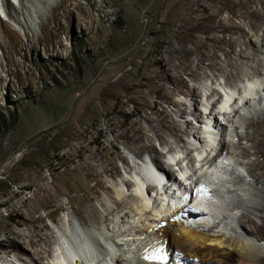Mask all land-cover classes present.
<instances>
[{"label": "rangeland", "instance_id": "rangeland-1", "mask_svg": "<svg viewBox=\"0 0 264 264\" xmlns=\"http://www.w3.org/2000/svg\"><path fill=\"white\" fill-rule=\"evenodd\" d=\"M5 1L4 14L8 11L13 13L17 1ZM164 2L165 0H61V4L57 2V7L53 9L55 13L46 10V15L57 14L60 20L52 21L49 18L44 21L42 34L38 24H35L36 35L30 30L26 31L20 13L15 18L24 25V33L19 24L0 12V31L1 23H4L11 32L8 36L10 39L1 37L0 33V228L8 225L14 231H25L30 228V224L17 228L14 223L23 221L24 218L34 219L40 216L42 222L36 220L33 224L36 227L46 225L41 233L49 238L50 231L54 235V230L51 220L46 216L48 211L53 210L54 218H60L65 223L66 219L62 218L68 216L71 209L79 204L95 207L98 199L106 201L108 198L103 188L88 190L94 186L95 181H92L87 163H95L98 157L102 162L98 165L95 163V169L99 172L96 180L109 187L117 183V188L124 193L120 177L126 175L125 170H129L126 163L131 165L133 158L147 153L142 147L147 143L145 138L129 142L127 146L126 140L130 139L127 136L130 135L132 124L146 127L145 115L156 119V114L150 109V100L157 99L158 109H163L177 121L180 118L173 114L172 109L175 102H184L181 106L184 109L182 120L190 121L191 116L187 114L191 100L186 89L190 86L200 87L201 83L213 78L212 72L207 68L208 60L203 61L200 70H196L195 77L176 69L175 73L180 74L184 84L177 87L168 85L170 89H167V100L153 94L154 86L135 87L143 69L158 71V62L166 60L168 56L169 66L177 64V60L171 58L170 48L165 44L167 36L174 31L176 15L173 12L160 14L165 8ZM26 5L29 11L38 6L34 2ZM66 10L69 12H65ZM226 14L223 11L219 17ZM203 21L204 18L198 19L199 23ZM238 22L233 19L234 24ZM36 37L39 38L38 43L26 48V43L35 42ZM13 40L17 42L11 43L7 51L5 47ZM191 47L186 42L180 57L195 64L197 57L190 52ZM217 54L222 59L221 52ZM248 66L243 65L245 72ZM122 73H126V76L115 81ZM262 73L264 74V69ZM214 74L217 80L212 86L220 89L218 82L223 80L218 77L219 73ZM246 80L244 78L245 85ZM230 82L232 85H241V81L235 78L230 79ZM149 91L151 94L147 96ZM138 92L147 97L142 98ZM204 92L205 90H200L198 106L200 99L203 100ZM130 97H133L132 100ZM253 97L254 95L250 97L252 105H256ZM263 97L264 95L262 99ZM261 107H264L263 101ZM11 114L12 117L9 116ZM244 116L245 113L235 119L241 123V126L235 124L238 127L235 131L230 127L237 139L229 145H233L236 152H240L239 146H245L249 151L246 156L240 154V164L234 167L232 164L225 165V184L227 188H232L229 179L235 168L234 174L239 176L237 186L255 190V186L257 188L260 183H257L256 177L249 173L244 164L254 158L264 160V145L258 139L257 147H252L250 141L239 137L245 131L242 124ZM178 124L179 128L175 131L178 135L193 127L192 122L188 124V129L182 121ZM247 130L250 132L251 128ZM162 134L165 142L174 146L171 134L167 130H163ZM147 136L152 138V149L157 150L160 142L155 139L151 130L147 131ZM184 137L188 139L186 135H182L183 139ZM179 144L182 146L181 142ZM132 146L142 147L140 153L136 154L129 149ZM119 156H123L124 160ZM101 165H107L108 172H102ZM260 169H255V172L264 171L263 167ZM44 186H47V190H44ZM258 194L255 200L247 195L244 198H249L247 201L253 203L258 202L257 205L264 210V193ZM128 204L133 202L129 201ZM16 211L21 216H16ZM240 211L241 209H235L232 215H238ZM258 211L256 214L264 216V211ZM81 215L84 216L83 213ZM250 217L255 225L260 223L258 218L252 215ZM109 218L113 221L114 214ZM133 218L136 217L130 215V223L133 220L136 222ZM74 219L78 223L77 218ZM110 223L111 221L108 223L111 227L113 223ZM262 227L257 230L260 234L264 232V223ZM3 238L0 234L1 246ZM246 238L253 245L264 249V236L260 239L246 235ZM6 249L7 247H0L2 261L7 257L4 255ZM260 256V264H264V252ZM8 258L14 261L16 257L9 255ZM48 258H43L42 263H47ZM17 262L22 264L20 260ZM5 263L4 261L3 264Z\"/></svg>", "mask_w": 264, "mask_h": 264}, {"label": "bare ground", "instance_id": "bare-ground-1", "mask_svg": "<svg viewBox=\"0 0 264 264\" xmlns=\"http://www.w3.org/2000/svg\"><path fill=\"white\" fill-rule=\"evenodd\" d=\"M16 1L17 6L13 7V13L8 11L4 14L3 4L7 2L5 0H0V12L11 18L15 24H19L23 33L24 25L15 18L19 13L23 16V23L25 24L26 31L30 30L35 35L37 32H35V24H38L39 32L42 34L44 21L49 18H51L52 21L60 20V16L57 14L52 15V13H50V15H46V10L49 9L53 12L57 2L61 4V0ZM51 1H53V3H51ZM32 2L38 6L35 7V10L29 11L30 9L26 8V3L31 4ZM164 3L165 8L160 14H172L173 12L176 15L174 31L167 36L165 44L170 48L171 58H175L177 64L169 66L167 63L170 57L168 56L166 60L158 62V71L143 69L138 75L139 81L135 87L145 86L150 88L154 86L152 90L153 94L167 100L169 98L167 89H170L168 85L177 87L184 84L180 74L175 73L176 69L179 68L188 76L195 77L196 70H200L203 67V61L208 60L209 64L207 68L212 72L213 78L208 80L210 82L206 80L204 84L201 83L200 87H187L186 94L190 97V106L193 109V113L189 111L187 115L194 117L197 113H201L198 110L197 102L198 95L201 98L200 90H205L204 95L210 92H216V88L213 87L212 84L217 80L214 74L217 72L219 73L218 77L223 80V82H221L222 84L218 82V87L224 91L225 98L227 99L223 107L227 109L226 105L236 94L235 101L240 102L243 106L245 116L242 118V124L244 125L245 131L242 134L240 133L239 137L250 141L252 147H257L258 139L264 145V107H261V102L263 101L264 103V99H262L264 94H258L260 89H262V93H264V74L262 73L264 69V0H165ZM223 11L227 14L224 17H219V14ZM65 12H69V10ZM203 18L204 21L199 23L198 19ZM234 18L239 22L234 24ZM35 19H38V22L37 20L35 21ZM209 32H212V34L209 35ZM0 33L1 37L5 39L9 38L8 36L11 34L4 23H1ZM218 33H220V36ZM251 37H254V39L251 40ZM38 39L39 38H37L35 42L26 43V48L34 47L38 43ZM16 42H14V40L9 41V45L7 44L5 47L7 51L10 48V44ZM186 42L191 44L192 47L190 52L197 57V62L195 64H192L184 57L181 58L182 56L180 57L183 53V45ZM218 52H221L222 59L219 58ZM243 65H249L246 72ZM124 76H126V73L120 74L115 81L118 82L119 79ZM232 78L241 81V85H232L230 82ZM244 78H247V85H245ZM255 79H257V81H255ZM152 81L155 82V84ZM230 87L233 88L230 89ZM254 87H256V90H254ZM240 90L241 95H239ZM149 94H151V91L147 93V96ZM138 95L142 98L147 97L140 92H138ZM252 95H254L253 98L256 100V105H252L250 102ZM241 97L244 98L242 99ZM130 98L132 100L133 97ZM201 101L200 99V106L203 105V101ZM182 105H184L182 101L175 102L174 108L172 109L173 114L180 118V120L177 121L163 109H158L159 101H157V99L153 101L150 100V109L156 114V119L153 120L149 115H145V128L141 127L139 124H132L129 130L130 135L127 136L130 139L126 140L127 146L129 142H138L140 139L145 138L147 143L142 147L145 148L147 152H152L153 149L150 144L152 138L147 136V131L149 130L153 132L155 139L160 142V146L166 147L168 150H173L175 146L181 145L179 142L182 143L181 147H185L187 142H195L194 140H192L193 142L189 140L186 142V140L184 141L182 138V135L188 137V135L191 134V129L182 131L180 135L175 133L179 128L178 122L182 121L186 129H188V124H191V122L186 119L182 120V118H184V109L181 108ZM207 108L211 110V107L209 108L207 106ZM236 113L237 112L234 111V116L231 122L229 121V128L233 127L234 131L238 128L235 124L241 126V123L235 121ZM222 119L228 123L224 117H222ZM207 128L211 130V132H208V136L211 145H213L216 141V133L209 127ZM248 128H251L250 132L247 130ZM163 130H167V132L171 134L174 146L168 145L165 142V138L162 134ZM218 130L221 131L220 128H218ZM192 135L196 137L198 143L202 144L196 131L192 132ZM228 138L229 141L223 144L224 156L221 157V160L214 165L212 171H210V174L214 178L217 177L221 166H223L225 162L228 165L232 164L234 167L240 164V161H238L240 154L243 156L248 154L249 150H247L248 148L245 146H239L240 152H236V148H234L233 145H229V143L233 144L235 142V138L237 139L234 132L231 130ZM142 147L132 146L129 149L139 154ZM225 149H227L226 152ZM262 152L264 153V150ZM119 157L124 160L123 156ZM214 158L215 157H213V159ZM101 162V158L99 159V157L95 160L97 165L98 163L101 164ZM95 163H93V161L87 163L92 181H95L94 186L89 187L88 190L93 191L95 187L103 188L108 199L106 201L98 199V205L95 207L93 205L84 207L79 204L71 209L68 216L66 215L65 218H62L64 220L66 219L65 222H67V224L62 223L60 218L55 219L52 215L53 210L52 212L48 211L46 213V216L52 223L57 228L61 229H63L64 224H66L68 228H72L73 223H77L74 218H77V224L87 231L86 241H81L80 235L77 232L69 234L67 230H63L71 248L79 246L77 251L80 257L86 259L87 264L105 263L104 249L96 250L92 248L88 245L91 241H100L102 247L111 250L110 259L114 264H163L164 259L172 260L179 253L184 256V259L190 260L189 263L196 259L197 262L195 264H260V253L264 252V249L263 247L250 243L251 241H248L246 235L260 237V239L264 236V232L260 234V232L258 233L257 231L258 229L261 230L263 226L264 216L256 214L257 210H259V213H262L264 210L257 205L258 202L253 203L252 201H247L249 198L246 199L244 196L247 195L255 200L259 195L258 192L264 193V171L260 173L255 172V169L264 168V160L260 161L254 158L245 162V164L242 163L247 167L249 173L256 177L258 180L257 183H260V186L257 188L255 186V190L251 188V190H249V187L245 189V186L244 188L238 187L237 181L239 180V176L234 174L236 169L233 168L231 171L232 175L229 179L232 188H230L229 197L224 201L225 209L219 211L218 214L211 212L210 216H207L210 220L204 223H202L204 217L199 218L198 221H192L193 225L196 224L193 227H189L172 217L171 211L174 210V205L177 206L180 201L175 202L170 208L158 209V212L155 209H150V204L148 202H140L139 199H141L142 193L138 187L134 188L135 196H133L130 193H123L121 189L117 188V183L113 184V187H109L104 186L101 181L96 180L99 172L95 169ZM126 164L129 170H125L124 173L129 175V173L134 170V165ZM101 170L104 173L108 172L107 165H101ZM142 172L148 178L144 167H142ZM211 175L205 176L204 179L211 178ZM120 183L125 188L131 186L130 181L125 179L124 175L120 177ZM44 190H47V186H44ZM85 190L87 191V188ZM230 197L234 198L230 199ZM129 201H132L133 204H128ZM70 202L71 201L68 202L69 205ZM235 209H241L238 215H232V211ZM81 213H83L84 216H82ZM113 214L115 219L113 218L112 221L109 217ZM15 215L21 216V213L16 211ZM130 215L136 217L133 218L136 219V222L133 220L134 222L132 221V223H130L128 220L130 219ZM250 215L258 218L260 223L255 225ZM36 220L42 222V217L38 216L34 219L24 218L23 221L14 223V226L17 228L30 224V228L25 231H14L13 227H9L8 225L0 228V234L4 236L1 240L4 242L2 246L7 247L4 252L5 254L3 253L7 256L4 257L5 264H17V260H20L22 264H43L41 260L43 258L45 259L46 256L49 258L45 264H61V252L54 253L59 245L52 251L51 245L56 243L53 231H50L49 238L44 237L41 230L43 228L45 229L46 225L43 224L36 227L33 224ZM110 221V224L113 223L111 227L108 224ZM239 231H241V233ZM18 239H21V241H18ZM116 239L117 241L120 239L132 241L120 248L125 242L116 244ZM83 243H86V245L84 246ZM110 244L115 245V250L110 247ZM2 246L0 244V247ZM74 254L77 257L72 256V258L76 261L79 259L83 262V260L78 257L77 253ZM9 255L15 256L16 258L14 259L16 260L13 261L9 259ZM0 259L3 260L1 255ZM3 263L4 262H2V264Z\"/></svg>", "mask_w": 264, "mask_h": 264}, {"label": "clouds", "instance_id": "clouds-1", "mask_svg": "<svg viewBox=\"0 0 264 264\" xmlns=\"http://www.w3.org/2000/svg\"><path fill=\"white\" fill-rule=\"evenodd\" d=\"M254 90H256V87H254ZM261 93L262 89H260L258 94ZM239 95H241V90ZM236 96L237 94L233 96L226 105L227 109H225L223 104L226 103L227 99L222 89L216 88V92H210L204 95L202 100L203 105L198 106V110L201 113H197L196 116L194 115V117L191 116L189 118L193 127H191V134L188 135V139L184 137L186 142L188 140L191 142L194 140L195 142H187L185 147L177 145L173 150H168L166 147L159 145L157 150L133 158L131 165H134V170L129 175H124L125 179L130 181L131 186L127 187L128 190L123 186L125 189L124 193H130L135 196L134 188L138 187L142 193V197L139 199L140 202H148L150 209L152 208L156 211L158 209H165L166 207L170 208L175 202L180 201L177 206L174 205V210L171 211L172 217L189 227L196 225H193L192 221H198L199 218L204 217V221H202L204 223L210 220L207 216H210L211 212L218 214L219 211L225 209L224 201L230 195V188L226 187L224 177V169L227 163L225 162L221 166L215 178L210 174V171L221 160V157L224 156L223 144L229 141L228 135L231 130L229 128V121L231 122L234 111L237 112L235 114L236 119L244 112L240 102L235 101ZM241 98L243 99L244 97ZM250 102L252 103V100ZM207 106L209 108L211 107V110ZM189 111L193 113L192 107ZM222 117L228 123L225 120L223 121ZM207 127L216 133V141L213 145H211L208 136V132H211V130ZM194 131L197 132L202 144L198 143L196 137L192 135ZM213 157L215 158L213 159ZM142 167L145 168L148 178L143 174ZM207 175H211V178L204 179ZM51 224L56 238V243L52 245V251L59 245L54 253L61 252L60 263L87 264L86 259L80 257L77 251L79 246L71 248L63 229L67 230L69 234L77 232L80 235L81 241L87 240V231L77 223H73L72 228H68L64 224L65 227L63 226V229L57 228L53 223ZM115 241L116 244L125 242L120 246L121 248L132 240L126 241L125 239H120L117 241L116 239ZM100 244V241H91L88 245L96 250L104 249L105 263L101 264H114L110 259V253L112 251L106 247H102ZM83 245L85 246L86 243H83ZM110 247L115 250L114 244H110ZM74 253H77L83 262L79 259L76 261L72 258V256H76ZM189 261L186 258L184 259V256L179 253L172 260L164 259L163 264H195L197 262L196 259L191 263ZM1 262L4 261L0 260V264H2Z\"/></svg>", "mask_w": 264, "mask_h": 264}, {"label": "trees", "instance_id": "trees-1", "mask_svg": "<svg viewBox=\"0 0 264 264\" xmlns=\"http://www.w3.org/2000/svg\"><path fill=\"white\" fill-rule=\"evenodd\" d=\"M9 116H11V117H12V116H13V114H11V115H9Z\"/></svg>", "mask_w": 264, "mask_h": 264}]
</instances>
